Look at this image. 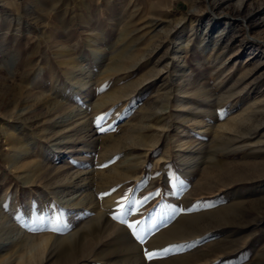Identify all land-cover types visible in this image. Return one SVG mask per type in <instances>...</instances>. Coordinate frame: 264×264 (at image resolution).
Returning a JSON list of instances; mask_svg holds the SVG:
<instances>
[{"label": "rangeland", "instance_id": "rangeland-1", "mask_svg": "<svg viewBox=\"0 0 264 264\" xmlns=\"http://www.w3.org/2000/svg\"><path fill=\"white\" fill-rule=\"evenodd\" d=\"M240 1L0 0L3 241L58 235L70 264H264V0ZM17 142L54 194L12 170Z\"/></svg>", "mask_w": 264, "mask_h": 264}, {"label": "bare ground", "instance_id": "bare-ground-1", "mask_svg": "<svg viewBox=\"0 0 264 264\" xmlns=\"http://www.w3.org/2000/svg\"><path fill=\"white\" fill-rule=\"evenodd\" d=\"M216 1L218 2L220 0H216ZM81 2H83V1H81ZM118 2H119V0H107V3H110V4L108 6H106L105 0H88V5H87L88 7L87 8L92 9L91 4H96V6L98 8H100L99 11L103 12V10L107 7H112V6L118 5ZM243 4H244V0H241L239 5H238L239 8H241L243 6ZM52 9H50V10H52ZM1 29H3V28H1ZM98 43H99L98 39L91 38L89 40V44L97 45ZM127 60H129V56L127 54H125V53L117 54V56L112 61L111 66H113L114 68L117 69L120 66H122V64ZM13 63H14V61H13ZM73 73H74L73 71H69V73L67 74V77L69 79H73V76H72ZM77 83L79 85L77 92L82 93L84 88H85V83L82 82V79H78ZM16 106H17V99L14 97L2 106V112L7 116H11L12 113L14 112V109L16 108ZM38 109H39V107L36 106L33 109V111L31 110V112L27 113V118H30L31 114L36 112V110H38ZM75 123L76 124L74 126V130L76 132V134H75L76 138L73 136L75 138L74 140H77V142H84L86 144L87 138H85L81 134L83 129H84V126H83L84 123H82V121H80V120H76ZM66 127H67V125L63 126L60 130H62L63 128L66 129ZM68 142H70V141H66L65 145H66V143L68 144ZM134 145L138 146V145H146V144H145V141L143 140V138L140 137L134 142ZM34 152H35L34 148L26 147V146L22 145L21 143L17 142L16 146L14 148L15 158L11 164V168L16 173H19V170H24L25 172H27V174H26L27 178H28L27 181L33 182V183L39 181V182H41L43 189L47 190L48 194H54L55 190L53 188H50V185L46 183V181L49 178V171L50 170H49V168H47V164H43L41 162L31 160L33 155H34ZM76 173H80V172L76 171ZM84 178H86V177H84ZM67 180H68V178H67ZM62 186L67 187L68 184L65 183ZM80 204L78 205L77 202L72 204V206L70 207V211H68V213H67L69 218H70L71 212L73 213L74 211L79 210L80 208H83V205L80 206ZM43 206H45V205L43 204ZM13 207H16V206L14 205ZM107 208H108V206H107ZM107 212H109V211H107ZM6 219L7 218L5 215L2 214V216H0V261H2V262L6 261V260L8 261L10 259V257L13 256L14 254H19L20 255L19 259H17V261L12 262L10 264H70V262H71L70 255H67L66 257L64 256L62 258L57 257V260L55 259V261L53 259L57 256L54 253L55 252L54 248H55V245L59 241L60 236H58V235H55L53 239H50V237L43 238L38 243L34 244L33 246L26 240V238H22V237L17 238L13 242H9V243L3 241L2 240L3 235L1 233V231L3 229L4 223H6V221H7ZM68 237H67V239H68ZM176 237H179V236H176ZM176 237H168L169 239H167L166 241H163L164 243L161 242L162 246H167L168 244H170L172 242L173 238H176ZM95 239H96V237H95ZM64 255H66V254H64Z\"/></svg>", "mask_w": 264, "mask_h": 264}, {"label": "snow or ice", "instance_id": "snow-or-ice-1", "mask_svg": "<svg viewBox=\"0 0 264 264\" xmlns=\"http://www.w3.org/2000/svg\"><path fill=\"white\" fill-rule=\"evenodd\" d=\"M103 117H99L97 118L98 119V122L99 120H101ZM101 130H104V129H101ZM114 191V190H113ZM159 194V193H157ZM102 195H108V193H105V194H102ZM122 200L124 199H127L126 197H122L121 198ZM145 199H147V197H145ZM134 203H140V201H136ZM121 208L124 207L123 204L120 205ZM123 213H121L120 215H114L113 218L114 219H119L121 221V223L125 224L127 226L128 229H130L133 233V235L136 236V238L141 242V243H144V237L142 235H140L139 231H138V228H137V225L140 223L139 221H136V222H133V223H128V221L122 219ZM42 219V218H41ZM53 223H58V219L56 221H53ZM51 230L53 231H56L58 230L57 228L53 227L51 228ZM161 252L163 253H167L169 251V249H162L160 250ZM159 252H156V251H149L147 249L144 250V255L145 257L148 259V260H153L155 258H157L159 256Z\"/></svg>", "mask_w": 264, "mask_h": 264}]
</instances>
